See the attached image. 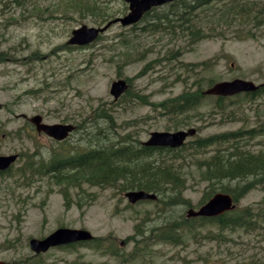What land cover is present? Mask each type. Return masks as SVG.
I'll use <instances>...</instances> for the list:
<instances>
[{
  "label": "rangeland",
  "instance_id": "374dc122",
  "mask_svg": "<svg viewBox=\"0 0 264 264\" xmlns=\"http://www.w3.org/2000/svg\"><path fill=\"white\" fill-rule=\"evenodd\" d=\"M22 1L18 7V27L14 25L17 15L12 14V9L8 11L12 0L0 2V24L6 29L0 38L1 48L18 44V51L10 50L0 61V154L23 155L8 172L0 174V260L19 264L29 258L34 262L29 239L42 238L61 226L87 229L94 236L103 237L105 246L53 247L41 253L37 264H204L207 259L211 264L216 257L226 259L264 248V235L239 232L227 234L231 240L220 246L202 237L197 241L188 238L181 245L150 243L148 253L130 259L134 242L127 240V236L134 233L136 224L152 236L165 218L166 206L151 200L130 204L123 192L91 187L87 190L94 193V201L82 208L74 204L67 209L58 187L51 181L28 182L22 174L18 175V166L23 165L28 153L36 148L47 153L59 146L46 135L37 134L29 123L27 126L22 115L41 114L47 123L76 126L92 119L95 111L106 108L117 132H132L140 141L147 140L152 131L192 127L196 133L187 138L192 140L197 135L264 125L263 98L241 103L240 97L235 96L229 106L235 117L224 119L220 113L209 114L214 100L206 98L188 115L190 124L177 129L157 104L193 88V81L200 77L203 88L211 77L215 82L242 78L264 83V25L254 27L255 20H243L240 14L232 12L240 3L252 5L249 8L253 14L264 9V0H223L216 7H207L206 11L212 12L203 16L208 35L193 45L177 27L176 33L170 34L144 32L141 27L147 24L138 22L139 28L133 30L119 23L111 24L100 39L85 47L67 44L71 31L83 25L102 26L106 23L102 15L76 12L72 0ZM103 5L101 12L108 15L121 16L128 10L123 0H103ZM120 78L130 80L131 94L124 100H115L109 89ZM141 97L148 103H143ZM28 133L33 137H28ZM80 136L74 130L63 146L69 149L79 145ZM259 138L252 140L254 149L264 143ZM183 152L184 157L175 162L185 175L183 196L198 208L207 185L194 167L195 155ZM260 199H264V191L254 189L238 204H252ZM187 210L181 205L175 208L177 215L185 217ZM115 250L118 255L113 253Z\"/></svg>",
  "mask_w": 264,
  "mask_h": 264
},
{
  "label": "trees",
  "instance_id": "16d2710c",
  "mask_svg": "<svg viewBox=\"0 0 264 264\" xmlns=\"http://www.w3.org/2000/svg\"><path fill=\"white\" fill-rule=\"evenodd\" d=\"M72 1L74 3L71 5L74 11L102 15L103 22L116 17V15L101 12L105 6L103 0ZM220 1L223 0H174L147 11L139 22L147 24L141 27L144 32L170 34L176 33L175 27H177V30L193 45L208 35L204 27L203 16H208L212 12H207V7L210 9L216 7V3ZM15 2L18 3V7L23 3L22 0H12L13 4ZM251 6H241L239 3L235 5L232 12L238 16L240 14L239 17H242L243 20H255L256 26L254 27L260 28L264 25V9L257 10L252 14L253 10L249 8ZM260 14L263 16L259 17ZM209 23H213V21ZM139 25L133 24L127 29L133 30L139 28ZM249 33H251L250 29ZM101 37L102 35L97 39ZM4 56H7L6 52L0 53V61L5 59ZM126 81L130 80L126 78ZM201 81L200 77L193 81V88L188 87L179 94L157 103L160 109L169 116L176 129L179 126L190 124L191 119L188 115L203 105L206 98L214 100L208 110L209 114L220 113L221 119L235 117L232 108H229L233 105L235 96L240 97L241 103H253L257 98L264 99V83L254 92L224 97L202 94L204 88ZM215 81L211 77L206 84L210 86ZM130 94L129 85L121 95V99H126ZM141 99L143 103H148L145 97H141ZM100 121H103L106 126L100 125ZM113 121L106 108L95 111L92 119L76 125V129L81 133L79 145L71 146L68 149L63 146L68 142H57L59 146L49 149L47 153L36 148L27 154L23 165L18 166V175L22 174L28 182L31 181L30 179L51 181L58 187L67 209L74 204L78 208H82L94 201V193L87 190L91 187L110 188L117 192L142 189L155 193L158 198L151 201L158 202L163 207L166 206L164 208L167 213L163 216L165 218L159 225L160 227L155 229L152 236L145 234L144 228L140 229L141 224L135 225L134 233L127 236V240L134 242V247L129 252L130 259L148 253L150 243L181 245L188 238L197 241L202 237L217 242L220 246L226 245L231 240V238H227V234L241 232L249 235H264V199L252 204H238L250 191L254 189L264 191V143L254 149L252 142L259 136H261L259 141L260 139L264 140V125L244 126L206 136L197 135L192 140L185 141L180 147L169 148L147 146L132 132L124 134L117 132L115 125L112 124ZM29 127L32 128L31 125ZM20 130L19 128L18 133ZM30 135L28 133V137ZM183 151L195 155L194 167L198 170L200 179L207 185V190L198 203L199 206L211 195L221 191L232 196L233 201L237 204L234 209L214 217L177 215L178 212L175 211V208L178 205L184 208L194 206L189 198L183 196V190L186 187L185 175L182 174V167L175 163L180 157H184ZM20 155L23 157L22 154ZM150 229L152 228L148 230ZM77 246L102 249L105 242L103 237L94 236L90 241L77 242L58 248L74 249ZM225 247L228 249V246ZM113 253L119 254L117 250ZM40 257L41 253L35 254L32 256L35 259L34 262L27 258L18 263L37 264ZM216 259L211 264H264V248L252 254L240 252L238 255H230L226 259L217 257ZM207 260L204 261V264H210Z\"/></svg>",
  "mask_w": 264,
  "mask_h": 264
},
{
  "label": "water",
  "instance_id": "95a60500",
  "mask_svg": "<svg viewBox=\"0 0 264 264\" xmlns=\"http://www.w3.org/2000/svg\"><path fill=\"white\" fill-rule=\"evenodd\" d=\"M128 3L129 11L122 17H118L108 22L101 27H88L86 25L80 26L72 30V35L67 41L69 44L85 45L93 41L100 32H103L112 22H120L122 25H129L137 22L143 14L154 6H159L173 0H125ZM258 88L254 82L241 78H234L232 80H224L213 83L206 90L205 94L214 95H233L242 91H254ZM127 84L124 80L119 79L113 81L110 86V93L114 99H117L125 90ZM29 121L34 124L37 132H44L56 140L64 139L70 131L74 129L72 124L61 123H45L42 117L38 114L29 118ZM195 133L194 128L177 131H152L149 138L144 142L151 146H168L179 147L183 144L187 136ZM15 154L0 155V170L6 169L15 159ZM129 202L135 203L143 199H155L156 195L146 192L144 190H129L124 193ZM236 204L233 202L232 196L226 192H217L213 194L205 203L200 205L197 209L190 208L187 211L188 217L193 216H217L225 211L234 209ZM92 234L86 229H76L59 227L43 238H30L29 246L35 253L46 251L49 247L55 245L69 244L80 240H89ZM0 264H7V262L0 260Z\"/></svg>",
  "mask_w": 264,
  "mask_h": 264
},
{
  "label": "flooded vegetation",
  "instance_id": "af4514ba",
  "mask_svg": "<svg viewBox=\"0 0 264 264\" xmlns=\"http://www.w3.org/2000/svg\"><path fill=\"white\" fill-rule=\"evenodd\" d=\"M16 15L17 16H15V24L14 25L18 27V3H17ZM0 25L3 26V28L0 29V38H1V37H4L6 29L4 27V24H0ZM2 46H3V42H0V53L8 50L7 48H1ZM8 48H9V50H13V51L17 50L18 51V44H17V46H15V45L8 46ZM17 60H18V57H17Z\"/></svg>",
  "mask_w": 264,
  "mask_h": 264
},
{
  "label": "bare ground",
  "instance_id": "6f19581e",
  "mask_svg": "<svg viewBox=\"0 0 264 264\" xmlns=\"http://www.w3.org/2000/svg\"><path fill=\"white\" fill-rule=\"evenodd\" d=\"M191 44V43H190ZM184 47V46H183ZM143 54V53H142ZM193 67V66H192Z\"/></svg>",
  "mask_w": 264,
  "mask_h": 264
}]
</instances>
